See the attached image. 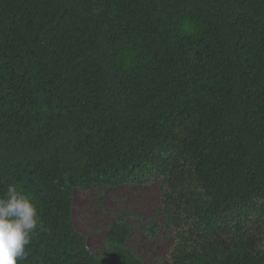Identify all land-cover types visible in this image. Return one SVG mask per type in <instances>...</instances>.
I'll return each instance as SVG.
<instances>
[{"label": "trees", "instance_id": "1", "mask_svg": "<svg viewBox=\"0 0 264 264\" xmlns=\"http://www.w3.org/2000/svg\"><path fill=\"white\" fill-rule=\"evenodd\" d=\"M163 178L164 264H264V0H0V195L43 227L18 264L95 257L72 191Z\"/></svg>", "mask_w": 264, "mask_h": 264}, {"label": "rangeland", "instance_id": "2", "mask_svg": "<svg viewBox=\"0 0 264 264\" xmlns=\"http://www.w3.org/2000/svg\"><path fill=\"white\" fill-rule=\"evenodd\" d=\"M163 178L119 186H92L72 191V223L97 258L114 247L106 233L114 223L129 234L119 248L129 251L141 264H164L170 260L180 232L164 207Z\"/></svg>", "mask_w": 264, "mask_h": 264}, {"label": "clouds", "instance_id": "3", "mask_svg": "<svg viewBox=\"0 0 264 264\" xmlns=\"http://www.w3.org/2000/svg\"><path fill=\"white\" fill-rule=\"evenodd\" d=\"M43 224L29 196L10 184L0 195V264H18Z\"/></svg>", "mask_w": 264, "mask_h": 264}]
</instances>
